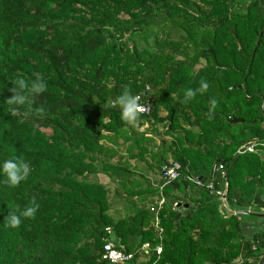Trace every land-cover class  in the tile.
<instances>
[{"label":"trees","instance_id":"16d2710c","mask_svg":"<svg viewBox=\"0 0 264 264\" xmlns=\"http://www.w3.org/2000/svg\"><path fill=\"white\" fill-rule=\"evenodd\" d=\"M38 78L43 93L9 104L18 80ZM201 81L208 89L186 102ZM126 85L152 105L135 126L107 107ZM120 141L153 172L182 167L162 191L158 230L148 205L160 190L149 186L152 199L115 220L94 180L100 168L119 182L134 176ZM246 146L255 151L239 154ZM15 158L30 171L16 187L0 175V264H110L108 241L134 254L129 264H233L261 252L264 234L242 232L253 217H224L217 193L227 183L231 208L264 200V0H0V163ZM33 202V218L7 226L10 211ZM159 230L163 251L146 256Z\"/></svg>","mask_w":264,"mask_h":264},{"label":"clouds","instance_id":"9594fccd","mask_svg":"<svg viewBox=\"0 0 264 264\" xmlns=\"http://www.w3.org/2000/svg\"><path fill=\"white\" fill-rule=\"evenodd\" d=\"M209 85L206 81H201L200 87L194 92L191 88L185 92V101L191 100L196 92L203 93L208 89ZM46 89V84L41 79H36L30 84H27L24 80H18L16 87L12 90L14 95L9 99V104H25L29 102L30 98L38 96ZM140 96L132 94L128 86H124L121 94L118 95L114 103L108 104V106L119 107L120 119L126 121L129 124L135 126L137 115L143 110L142 105L139 103ZM29 166L21 158L8 159L0 163V175L6 177L4 183L9 187H16L22 181L26 180L29 175ZM39 208L36 203H31L24 207V209L15 208L10 211L5 218L7 226L11 228H17L22 223L23 219L33 218Z\"/></svg>","mask_w":264,"mask_h":264},{"label":"built area","instance_id":"2783aa9c","mask_svg":"<svg viewBox=\"0 0 264 264\" xmlns=\"http://www.w3.org/2000/svg\"><path fill=\"white\" fill-rule=\"evenodd\" d=\"M147 91L150 90V88L147 86ZM140 96V101L139 103L142 105L143 110L140 111L138 114L139 115H150L151 110H152V105L150 103H144L142 101V96ZM255 151V146H246L242 147L239 151V154H243L245 152H254ZM182 167L179 163H171L169 165H166L162 168L160 176V185L158 186L160 190V198L159 200L155 203L154 206L150 208V211L154 214V227L156 230L159 229L160 225V212L166 202L165 198L162 196V191L165 189L167 186L172 184L173 182L179 180L182 178ZM185 180L192 182L196 186H202L204 182L199 179V178H194L191 176H186ZM209 189L212 190L213 184H208ZM226 186L227 183H226ZM225 186V187H226ZM218 195H221V192L217 193ZM180 206L178 204H174L173 208H179ZM108 235H112V230L107 229ZM163 236H164V231L159 230V242L160 244L156 248H152L151 244L147 243L144 244L141 252L144 253L146 256L151 254V252L155 251L158 256L161 255L163 251ZM102 259L109 262L110 264H129L133 259H134V254L133 253H126L124 251H121L117 249L112 242H106L103 247V256Z\"/></svg>","mask_w":264,"mask_h":264},{"label":"rangeland","instance_id":"374dc122","mask_svg":"<svg viewBox=\"0 0 264 264\" xmlns=\"http://www.w3.org/2000/svg\"><path fill=\"white\" fill-rule=\"evenodd\" d=\"M248 1L250 2V0H243L244 3H247ZM202 64H205V62H202L200 65H202ZM199 67L200 66H198L197 68H199ZM150 128H151V121L150 122L148 121V122L144 123V127H142L140 131L143 132V131H146L148 129L151 130ZM46 132L49 133V130H46ZM152 134H153L152 136H153V140H154L153 147L154 146L158 147L161 140L164 139V137H159V135H156L154 132ZM158 134H161V133H158ZM166 140L169 142L171 141L169 138H166ZM120 142H122V141H120ZM120 145H121V147L119 148V150L121 151L122 148H124L125 146L122 143H120ZM125 152H126L125 150H122L121 154L123 155ZM118 158L119 157H117L115 160H118ZM168 159H169L168 161H170V163L173 161L171 155L168 157ZM113 160L114 159H112V161ZM118 162H119V160H118ZM138 167L139 168H136L133 172L134 176H132L131 179H129V180H125L126 183H130L133 185H135L136 183H141L143 186H144V184H148V182L152 183V181H154L153 183H159L160 174L147 169L145 164H142L141 166H138ZM99 172H100L99 175H101V177L95 176L94 180H96L98 182H101V181L105 182V185L104 184L103 185L107 188L110 201L113 203L111 215L113 216V218L115 220L125 218L127 215V212H128V208H130L132 205L127 191L123 190L121 186H118L116 180H112L111 178H109V179L105 178L103 176L105 174H104L102 168H100ZM153 183H152V185H153ZM146 186H148V185H146ZM134 190H135V192H138V190H141V189H134ZM118 192H120L121 194H119ZM122 194L124 196L127 195L124 197L125 199L123 201L121 199ZM159 196H160V194H159ZM159 196L158 195L154 196V198L152 199V201L154 203L148 205L149 210L159 200ZM130 198H133V197H130Z\"/></svg>","mask_w":264,"mask_h":264},{"label":"water","instance_id":"95a60500","mask_svg":"<svg viewBox=\"0 0 264 264\" xmlns=\"http://www.w3.org/2000/svg\"><path fill=\"white\" fill-rule=\"evenodd\" d=\"M242 87H239V89ZM232 123H239L242 121L238 119H233L231 121ZM203 182H206V179L203 180ZM227 193H228V186L225 187L224 191L220 195V211L222 215L226 218L232 217V216H251L253 219L250 221H243L242 222V232L248 240H252L255 235L264 234V208L262 206L264 205V200L262 199V196L260 194H257L254 198V207L252 208H239L234 207L231 208V206L228 203L227 200ZM188 205L183 206L184 210L188 209ZM188 213L185 212V215ZM183 215L182 212H180L177 216V218H180ZM253 260H258L257 264H264V249L261 252H256L253 255L249 256L248 258H238L236 261L233 262V264H241L246 262H252Z\"/></svg>","mask_w":264,"mask_h":264},{"label":"crops","instance_id":"0c3cea01","mask_svg":"<svg viewBox=\"0 0 264 264\" xmlns=\"http://www.w3.org/2000/svg\"><path fill=\"white\" fill-rule=\"evenodd\" d=\"M120 143H122V142H120ZM122 150H125L126 151V148H122ZM122 150L120 151V152H122ZM120 156H121V158H123V163L125 162V161H128L127 163H129V165L133 168V172H134V170L136 169V168H139L138 166H141L142 164H145L146 165V167H147V169H149L148 168V165L145 163V162H141V161H136V160H132L131 158H130V155L127 153V152H125L123 155L120 153ZM113 163H117V160H113L112 161ZM100 173H98V175L97 176H99V177H101V175H99ZM160 174V173H159ZM105 178H107V179H109V177L107 176V175H103ZM160 179H161V176H160ZM101 181V180H100ZM154 181H152V183H153ZM100 183H102V184H104L105 185V182H103V181H101ZM146 183V182H145ZM152 183L151 182H148V184H144V186L141 184V183H136L135 185H133V184H130V183H126V182H124V181H122V182H119L118 180H117V184H118V186H121L122 187V189L123 190H125V191H127V193H128V195H129V199H130V201H131V204H133L134 202L135 203H140V201H142L143 199L145 200V201H147V202H149L151 199H152V197L153 196H151L152 194H151V192L150 191H146L147 189H148V187L149 188H152V189H158L159 190V188H158V186L160 185V181H159V183H153V185H152ZM146 185H148V186H146ZM152 185V186H151ZM134 189H141V190H138V192H135V190ZM146 191V192H145ZM119 194H121L120 192H118ZM141 193H144L143 195H141ZM118 196V195H117ZM125 196H127V195H125ZM123 194L121 195V199H122V201L125 199L124 197H125ZM130 197H133V198H130ZM146 198V199H145ZM143 200V201H144ZM129 202V201H128ZM150 225H154V222H150L149 223V226Z\"/></svg>","mask_w":264,"mask_h":264}]
</instances>
